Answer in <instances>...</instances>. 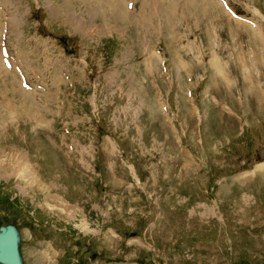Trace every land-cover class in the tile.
Here are the masks:
<instances>
[{
    "label": "rangeland",
    "instance_id": "obj_1",
    "mask_svg": "<svg viewBox=\"0 0 264 264\" xmlns=\"http://www.w3.org/2000/svg\"><path fill=\"white\" fill-rule=\"evenodd\" d=\"M5 41L23 264H264V0H0Z\"/></svg>",
    "mask_w": 264,
    "mask_h": 264
},
{
    "label": "water",
    "instance_id": "obj_2",
    "mask_svg": "<svg viewBox=\"0 0 264 264\" xmlns=\"http://www.w3.org/2000/svg\"><path fill=\"white\" fill-rule=\"evenodd\" d=\"M0 264H22L19 234L12 225L0 227Z\"/></svg>",
    "mask_w": 264,
    "mask_h": 264
},
{
    "label": "bare ground",
    "instance_id": "obj_3",
    "mask_svg": "<svg viewBox=\"0 0 264 264\" xmlns=\"http://www.w3.org/2000/svg\"><path fill=\"white\" fill-rule=\"evenodd\" d=\"M116 4V3H115ZM116 6H118V8L121 6V2H120V6H119V4H117ZM115 6V7H116ZM124 6V5H123ZM123 6H121V7H123ZM120 9V8H119ZM115 11V10H114ZM121 11V10H120ZM125 11V10H124ZM123 11V13H125ZM122 12V11H121ZM111 14H112V12H111ZM113 15V14H112ZM118 15H120V13H118L117 14V16ZM122 16V15H121ZM116 17V16H115ZM123 17V16H122ZM125 20V19H124ZM19 22V21H18ZM14 19L12 18L8 23H7V27L9 28V35H11V33L12 32H14L13 30H12V28L14 27ZM4 26V25H3ZM6 28V27H5ZM2 29H4V28H1V30ZM4 31V30H3ZM10 38V37H9ZM16 54H20V55H17V56H15L13 59V61H6L5 60V54H4V52L3 51H1L0 50V73H4L5 75H7V74H9V72L10 71H12V70H14L16 67H18L19 65H18V60H20V58H22L21 57V55H22V53H16ZM3 56V57H2ZM25 110H27V108L25 109Z\"/></svg>",
    "mask_w": 264,
    "mask_h": 264
}]
</instances>
